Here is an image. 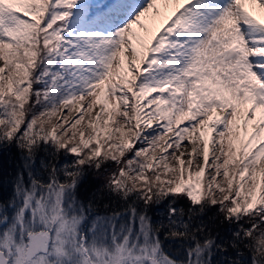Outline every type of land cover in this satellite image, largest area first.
<instances>
[{"label": "snow or ice", "instance_id": "snow-or-ice-1", "mask_svg": "<svg viewBox=\"0 0 264 264\" xmlns=\"http://www.w3.org/2000/svg\"><path fill=\"white\" fill-rule=\"evenodd\" d=\"M13 146L0 264H264V0H0Z\"/></svg>", "mask_w": 264, "mask_h": 264}, {"label": "trees", "instance_id": "trees-1", "mask_svg": "<svg viewBox=\"0 0 264 264\" xmlns=\"http://www.w3.org/2000/svg\"><path fill=\"white\" fill-rule=\"evenodd\" d=\"M42 155V154H41ZM72 157H65L61 155L59 157V162L57 167L62 166L66 162L70 161ZM39 163V157H38ZM20 164V153L13 146L11 148H5L0 150V202L6 203L9 198L13 195V181L16 177L17 171L19 170ZM111 171H114V166L111 167ZM41 176L46 178V174L39 173ZM109 173L101 171L100 173H95L93 171H89L88 175L85 177L82 182L79 192L81 196H85L90 193L92 190L104 185L107 182V177ZM27 179V178H26ZM63 179V177H61ZM185 209H187L188 205L186 201L180 202ZM167 210V204H162L159 207L153 206L149 212V215L152 216L154 223H160L165 219ZM217 209L212 208L202 217L205 221L216 214ZM218 223V221H217ZM248 225H245L247 227ZM227 225L218 230L221 233V236L226 235ZM219 242V241H218ZM229 255H234V253L229 252ZM218 258V257H217Z\"/></svg>", "mask_w": 264, "mask_h": 264}, {"label": "rangeland", "instance_id": "rangeland-1", "mask_svg": "<svg viewBox=\"0 0 264 264\" xmlns=\"http://www.w3.org/2000/svg\"><path fill=\"white\" fill-rule=\"evenodd\" d=\"M73 115H75V113H73ZM54 119H58V117L57 118H54ZM69 119H71V117L69 118ZM79 127V126H78ZM185 143H187V141H185ZM202 147V146H201ZM183 150V149H182ZM185 159H187V156L185 157ZM209 162H211V155H210V158H209Z\"/></svg>", "mask_w": 264, "mask_h": 264}]
</instances>
